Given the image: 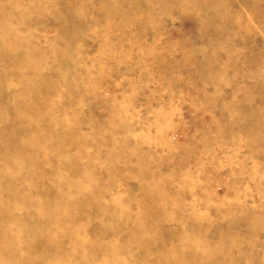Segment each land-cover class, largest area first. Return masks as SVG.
Returning <instances> with one entry per match:
<instances>
[{
    "label": "rangeland",
    "instance_id": "374dc122",
    "mask_svg": "<svg viewBox=\"0 0 264 264\" xmlns=\"http://www.w3.org/2000/svg\"><path fill=\"white\" fill-rule=\"evenodd\" d=\"M0 264H264V0H0Z\"/></svg>",
    "mask_w": 264,
    "mask_h": 264
}]
</instances>
